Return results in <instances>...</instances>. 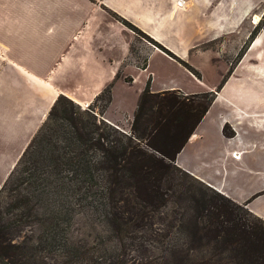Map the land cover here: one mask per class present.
I'll use <instances>...</instances> for the list:
<instances>
[{
	"label": "crops",
	"instance_id": "crops-1",
	"mask_svg": "<svg viewBox=\"0 0 264 264\" xmlns=\"http://www.w3.org/2000/svg\"><path fill=\"white\" fill-rule=\"evenodd\" d=\"M258 2L0 0V125L34 131L59 94L83 107L107 87L102 118L128 128L146 82L151 92L211 91L174 165L264 221V28L216 90ZM116 17L170 55L133 47Z\"/></svg>",
	"mask_w": 264,
	"mask_h": 264
},
{
	"label": "trees",
	"instance_id": "trees-1",
	"mask_svg": "<svg viewBox=\"0 0 264 264\" xmlns=\"http://www.w3.org/2000/svg\"><path fill=\"white\" fill-rule=\"evenodd\" d=\"M261 28L262 16L216 90ZM109 92L105 87L85 108L59 94L26 143L0 186V264H122L70 245L73 216L91 212L120 242L139 241L151 214L169 201L186 230L160 249L157 264H264V221L174 165L214 93L151 92L147 82L123 131L102 118ZM32 223L36 236L21 235Z\"/></svg>",
	"mask_w": 264,
	"mask_h": 264
},
{
	"label": "rangeland",
	"instance_id": "rangeland-1",
	"mask_svg": "<svg viewBox=\"0 0 264 264\" xmlns=\"http://www.w3.org/2000/svg\"><path fill=\"white\" fill-rule=\"evenodd\" d=\"M258 1V7L254 9V15L258 14L259 18L262 16L264 23V0ZM256 24L250 25L249 30L251 31ZM127 29L133 36V47L142 49L145 53L148 49L155 47V44L145 39L137 31L130 28ZM101 104H103L102 99L98 102V106ZM85 107L83 106L82 108ZM116 125L123 131H128V128L123 126V123L116 122ZM225 129V132L230 130L227 126ZM35 130L19 132V130L6 129L0 125V186ZM2 201L4 200H0L1 204ZM174 209L176 208L173 203L169 201L157 213L151 214L147 226L143 231H140L143 236L139 241L124 240V242H120L109 232V228L98 215L87 211L80 212L72 218L70 228L67 230V239L70 245L89 248L98 257H102L103 260L118 259L122 264H157V256L160 254V249H163L171 238L177 237L186 230L184 225L182 224V226L180 221L175 218ZM37 233L38 225L32 223L23 229L21 235L35 237ZM44 261L51 264L59 263L56 258L55 261L50 258Z\"/></svg>",
	"mask_w": 264,
	"mask_h": 264
},
{
	"label": "bare ground",
	"instance_id": "bare-ground-1",
	"mask_svg": "<svg viewBox=\"0 0 264 264\" xmlns=\"http://www.w3.org/2000/svg\"><path fill=\"white\" fill-rule=\"evenodd\" d=\"M254 16H255V15H254ZM258 20H259V15L257 14V16L254 17V20H253V21H254L255 23H257Z\"/></svg>",
	"mask_w": 264,
	"mask_h": 264
}]
</instances>
